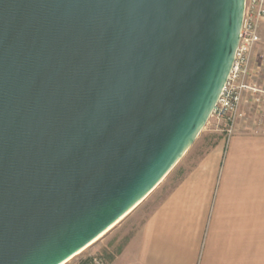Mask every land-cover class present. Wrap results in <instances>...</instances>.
Listing matches in <instances>:
<instances>
[{"label":"water","instance_id":"obj_1","mask_svg":"<svg viewBox=\"0 0 264 264\" xmlns=\"http://www.w3.org/2000/svg\"><path fill=\"white\" fill-rule=\"evenodd\" d=\"M246 0H0V264H65L211 118Z\"/></svg>","mask_w":264,"mask_h":264},{"label":"crops","instance_id":"obj_2","mask_svg":"<svg viewBox=\"0 0 264 264\" xmlns=\"http://www.w3.org/2000/svg\"><path fill=\"white\" fill-rule=\"evenodd\" d=\"M252 105L247 92L234 134L199 157L109 264H264V118L243 111Z\"/></svg>","mask_w":264,"mask_h":264},{"label":"rangeland","instance_id":"obj_3","mask_svg":"<svg viewBox=\"0 0 264 264\" xmlns=\"http://www.w3.org/2000/svg\"><path fill=\"white\" fill-rule=\"evenodd\" d=\"M264 43V42H263ZM264 45L262 44L254 54L253 64L264 63ZM252 70L249 78L250 82L257 83L260 88L264 89V69ZM262 86V87H261ZM245 95V93H244ZM251 95V94H250ZM255 96L262 100L259 103L254 102L252 109L250 106L243 107V111H256L264 118V97L262 94L256 93ZM223 124L218 123L211 116L208 123L196 139L192 147L187 151L184 157L167 175L161 184L129 215L121 220L114 228L105 233L95 243L83 249L81 253L70 259L65 264H82L86 260V264H109L114 257L124 248L126 243L135 235L142 227L149 213L156 207L167 192L177 183V181L193 166L199 157L220 138H226L225 132L222 130ZM93 258V260H92Z\"/></svg>","mask_w":264,"mask_h":264},{"label":"built area","instance_id":"obj_4","mask_svg":"<svg viewBox=\"0 0 264 264\" xmlns=\"http://www.w3.org/2000/svg\"><path fill=\"white\" fill-rule=\"evenodd\" d=\"M264 23V0H246L244 20L241 30L240 44L236 54V60L212 117L218 123L223 124V132L229 139L235 131L238 119L243 115L241 104L244 93H250L253 102L259 103L262 99L255 96L256 93L264 97V89L257 83L250 82L254 54L263 44L261 27ZM264 56V55H263ZM256 68L264 69V63L258 64ZM93 260V258H92ZM98 264L96 258H94Z\"/></svg>","mask_w":264,"mask_h":264},{"label":"trees","instance_id":"obj_5","mask_svg":"<svg viewBox=\"0 0 264 264\" xmlns=\"http://www.w3.org/2000/svg\"><path fill=\"white\" fill-rule=\"evenodd\" d=\"M86 263H88V260H86L85 262H83L82 264H86Z\"/></svg>","mask_w":264,"mask_h":264}]
</instances>
